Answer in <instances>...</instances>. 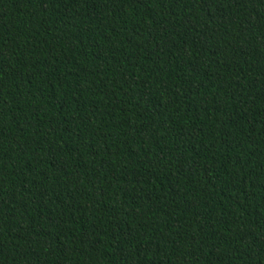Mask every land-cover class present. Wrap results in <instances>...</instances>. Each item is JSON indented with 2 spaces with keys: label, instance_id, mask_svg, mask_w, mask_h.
I'll return each mask as SVG.
<instances>
[{
  "label": "trees",
  "instance_id": "16d2710c",
  "mask_svg": "<svg viewBox=\"0 0 264 264\" xmlns=\"http://www.w3.org/2000/svg\"><path fill=\"white\" fill-rule=\"evenodd\" d=\"M0 264H264V0H0Z\"/></svg>",
  "mask_w": 264,
  "mask_h": 264
}]
</instances>
